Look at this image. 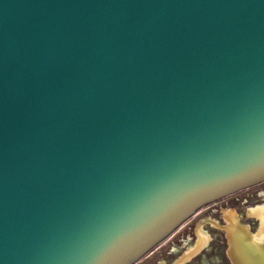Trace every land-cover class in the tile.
Segmentation results:
<instances>
[{"label": "water", "instance_id": "1", "mask_svg": "<svg viewBox=\"0 0 264 264\" xmlns=\"http://www.w3.org/2000/svg\"><path fill=\"white\" fill-rule=\"evenodd\" d=\"M263 180L264 0H0V264H136Z\"/></svg>", "mask_w": 264, "mask_h": 264}, {"label": "rangeland", "instance_id": "2", "mask_svg": "<svg viewBox=\"0 0 264 264\" xmlns=\"http://www.w3.org/2000/svg\"><path fill=\"white\" fill-rule=\"evenodd\" d=\"M200 211L136 264H234L228 251V228L235 223L264 246V180Z\"/></svg>", "mask_w": 264, "mask_h": 264}, {"label": "flooded vegetation", "instance_id": "3", "mask_svg": "<svg viewBox=\"0 0 264 264\" xmlns=\"http://www.w3.org/2000/svg\"><path fill=\"white\" fill-rule=\"evenodd\" d=\"M257 184V183H256ZM251 186H253V185H251ZM250 187V186H249ZM246 188H248V187H246ZM245 189V188H244ZM241 190H243V189H241ZM241 190H239V191H241ZM239 191H236V192H234V193H231V194H229V195H227V196H230V195H232V194H235V193H238ZM225 197V196H224ZM224 197H222V198H224ZM220 199V198H219ZM234 199H239V195L238 196H236V197H234ZM218 200V199H217ZM214 201H216V200H214ZM214 201H212V202H214ZM211 203V202H210ZM201 211L199 210L197 213H195V214H198V213H200ZM194 214V215H195ZM194 215H192L185 223H183L181 226H179L170 236L172 237V236H174L177 232H178V230L181 228V227H183L184 225H186L192 218H194L193 216ZM169 236V237H170Z\"/></svg>", "mask_w": 264, "mask_h": 264}]
</instances>
